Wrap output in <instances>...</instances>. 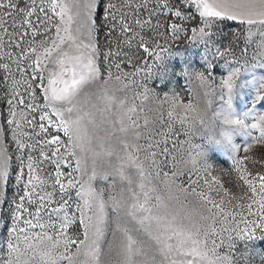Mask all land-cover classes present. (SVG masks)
<instances>
[{"label": "rangeland", "instance_id": "obj_1", "mask_svg": "<svg viewBox=\"0 0 264 264\" xmlns=\"http://www.w3.org/2000/svg\"><path fill=\"white\" fill-rule=\"evenodd\" d=\"M55 2L67 5V11L61 18L58 14L60 9H48L50 35L59 44V30V37L65 43L59 44L50 58H43V48L38 49L35 57L28 59L17 55L18 48L0 50V64L8 63L10 69L6 71L0 68V144L6 147L11 156V175L3 193L4 203L0 204V264H9V261L12 264H70L64 258L69 256L74 264H82L85 259L83 255H77V250L83 249L87 243L84 225L77 222L63 229L61 236L63 212L58 216L51 210L59 207L58 186L54 199L41 212L40 220L41 224L55 227L28 229L29 234L47 233L60 242L56 249L51 250V258L45 256L41 260L43 253L49 250V241H32L34 252L26 253L23 232L17 233L20 237L17 241L11 229L17 204L24 202L29 212L36 210L35 205L30 206L25 199L29 191V175L36 185V192L40 193V181L47 182V191H54L52 177L57 172L73 171L71 165L57 168L54 160L41 157L42 151L51 150L44 144L50 135L42 133L37 125L41 123L39 115L48 104L44 94L48 80L55 79V86L63 88L65 81L71 83L73 72L77 79L82 73L86 74L83 62L77 61L76 57L86 60L90 49L84 46L89 43L97 49L95 60L100 75L93 81L81 84L72 99L75 105L73 117H84L81 127L87 130L88 147L84 153L77 150L78 155L86 161V172L83 176L75 173V178L87 182L93 167L97 172L113 173L107 180L97 179L93 182L94 188L103 194L106 202L107 224L99 256L102 264H121V242L124 240L121 228L124 226L131 230L129 235L136 241L134 247L147 254L134 256L136 264L145 260L150 262L153 257L156 264H170L173 260L179 264L181 259L175 252L168 258L159 254L156 249L160 245L128 215L137 199L144 201V193L139 187L140 177L135 169H127L132 177L131 184L121 181L114 174L125 161V141L138 143L144 149L137 155L145 167V191L148 192V206L153 214L163 217L164 222L170 223L173 229L200 230L198 238L205 242L215 241L216 252L228 258L224 264H264V212L260 207L264 200L261 194V183L264 181L260 179L264 177V139L260 138L259 128L251 127L252 124L264 127L260 120L264 116V103L259 99L264 96V90L255 87V81L264 77V24H242L222 17H201L195 0H170V7L182 10L183 18H177L167 9L157 8L152 24L158 27L146 29L144 33L153 41L149 53L134 45L131 60L125 57L106 58V53L115 51L118 43L122 42L118 28L109 27L108 18L113 12L119 17L120 11H128L124 7V0H97L91 18L95 21L101 3V27L96 25L92 37L84 23L89 15L85 7L88 0ZM153 6L155 0L150 4V7ZM173 23L181 30L173 33L170 27ZM201 28L207 36L200 33ZM39 39L37 37V41ZM23 47L27 48L28 44L25 43ZM123 50L130 51L127 48ZM63 52H67L68 56L64 57ZM8 53H11V60ZM37 57L42 59L44 65L43 69H36L42 74V81L31 67L32 60ZM60 60L63 61L62 65L58 62ZM117 62L120 63L119 71L115 67ZM237 67L240 68L237 83L243 87L234 90L232 106L246 126H233L229 144L220 135L224 128L219 116L223 105L220 97H228L227 88L221 85L230 70ZM109 68L110 72L107 71ZM200 73L208 78L211 87L201 82ZM124 74L131 75L125 78ZM116 75H121L122 79H115ZM28 86H31V91ZM14 90L27 104H34L35 107L28 109L24 105L17 106ZM189 104L191 109L184 107ZM130 107L136 111L127 115L134 117L139 125L137 129L131 128L125 115ZM200 111H203V115L198 114ZM12 112L17 113L15 120L16 125H20L19 129L12 123ZM25 118L33 120V123L28 125L24 122ZM121 119L123 126L128 128L127 132L120 131ZM20 130L25 134V142L34 145L31 150H22L32 157L34 167L30 173L26 168L29 161L25 159L21 163V151H17L18 145L13 137V133ZM134 131L143 133L141 138L134 140ZM149 131L152 132L151 136L148 135ZM60 135L62 140L66 139L62 133ZM29 136L31 140L27 139ZM147 150L153 153L149 159H145ZM109 151L113 153L111 156L106 154ZM20 170L25 173L24 180L17 179ZM60 179L65 182L66 178L61 176ZM78 190L73 188L69 196L64 197L70 205V214H76L77 205L83 203L76 195ZM113 197L122 201L123 206L119 211L113 207ZM22 215L23 219H33L27 212ZM82 215L91 216L92 212L85 210ZM33 223H36L35 219ZM19 228L23 230L26 225L21 222ZM204 232L209 235L205 236ZM65 239L71 240L67 249ZM9 243L19 244V251L10 254ZM169 243L175 244L176 237L173 236ZM211 246L208 243V247ZM212 259L215 260V257Z\"/></svg>", "mask_w": 264, "mask_h": 264}, {"label": "snow or ice", "instance_id": "obj_2", "mask_svg": "<svg viewBox=\"0 0 264 264\" xmlns=\"http://www.w3.org/2000/svg\"><path fill=\"white\" fill-rule=\"evenodd\" d=\"M189 2V0H185ZM198 9H200L201 17H221L224 15L222 11L216 10L214 5L209 3L208 0H195ZM152 0H124V7L128 11H120L119 17L115 13H111L108 18V23L110 28H118L119 34L122 37V42L118 43L117 49L115 51L109 50L106 53V58L111 57H125L128 60L132 59L134 53H131V49L135 45L138 48H142L145 53H149V47L153 43L150 37L144 35L146 29H155L158 25H153L152 20L155 18L157 13V8L160 10L167 9L177 18L182 17V10H174L170 7V0H155V6L150 7ZM97 6V0H88L85 7L88 11V17L85 20V24L89 31V36L92 37L96 31V22L92 20L91 13L92 10ZM115 6H113L114 8ZM52 11H57L60 9L59 15L63 18L64 12L67 11V5L57 4L55 0H0V50L4 48H12L13 50L19 49L17 54L20 58L28 59L30 57H35L38 49L43 48V58L48 59L51 57L53 50L59 47V44H64L65 40L59 37V30H57V40H53L50 35V17L48 15V9ZM146 13V15H145ZM234 18V17H230ZM71 20V17H69ZM249 24L260 23L264 24V20L253 21L249 19L247 21ZM173 33L180 31L181 29L175 23L170 25ZM67 31V29L65 30ZM193 31H196L195 29ZM200 33L204 36L208 34L204 31L203 28L199 29ZM39 37V41H37ZM27 43L28 47L25 48L23 45ZM50 45V46H49ZM84 47L90 49V54L83 60L81 57H76L77 61L83 62V68L86 69V74H81L79 79L75 78V72H73V79L71 83L64 82L65 86L63 88H57L55 85L57 81L55 79L48 80V87L44 89L45 98L48 100V104L44 107L43 113L39 115V123L37 127L40 128L42 133L49 134L50 138L44 140V144L50 147L49 152H41V157L49 161H55L57 168H62L65 165H71L73 171L71 172H57V174L52 177L53 180V190L47 191V182L40 181L41 192H36V185L34 184L33 179L29 175L27 179V184L29 185V191L25 197L28 204L35 205V212H29L28 208L25 207V203L21 202L17 204L12 219L14 221V226L11 229L12 235L15 236L17 241L20 240L17 233L23 232V244L25 245V252L33 251L32 241L42 242L47 240L50 242L49 250L45 251L41 256V260L47 256L51 258V250L56 249L59 245V241L49 237L47 233L29 234L28 229L33 228H45V227H55L54 225H45L41 224L40 220L42 219L41 212L49 206L50 202L54 199L56 195V188L58 186V192L60 194V199L57 201L59 207L52 208L51 210L57 213L60 216L61 212L63 215L61 217V236H63V229L72 226L73 224L79 222L84 225V237L87 243L84 245L83 249L77 250V255H83L85 257L82 264H102L99 259L100 256V246L104 239L105 228L107 224L106 216V202L103 199V194L94 188L93 182L97 179H109L113 173L108 172H97L95 167H93L91 174L88 176L87 182L83 179L77 181L75 178V173H80L83 176L86 172V161L83 160L77 153L79 150L80 153L88 151L86 136L87 130L82 128V121L84 119L81 115H76L73 117L75 111V105L72 103V99L75 96L78 87L81 84H84L86 81H93L97 79L100 75V68L97 66L95 55L97 49L91 43L85 45ZM159 47V45H156ZM127 48L130 51L125 52L123 49ZM8 59L11 60V53H8ZM64 57L68 56L67 52H63ZM61 65L63 61H58ZM112 61L109 60V64ZM19 63H17V69L19 70ZM27 67V65H25ZM31 67L33 73L40 77V81L43 80V76L40 72H36L37 68L43 69V61L39 57L32 60ZM117 71L120 69V63H115ZM212 67V65H209ZM0 68H3L6 71H10L9 64L4 63L0 64ZM110 72V68L107 70ZM131 74H124L126 78ZM240 76V68H233L230 70V74L227 79L223 80L222 88H227L228 97L223 96L220 99L223 101L221 106L219 116L222 117V124L224 125L223 130L220 135L223 138V141L226 143H231V137L234 132L233 126L244 127L245 121L240 118V116L234 111L232 106V94L235 89L243 87L242 84H238ZM115 79L121 80V75H116ZM199 79L202 83L211 87V83L208 78L204 76L203 73L199 74ZM40 81H36L39 83ZM17 83V82H14ZM27 83V82H25ZM255 87L257 90H264V77H261L259 80L255 81ZM28 90L31 91V86H28ZM14 96L16 97L15 103L17 106L24 105L25 108L31 109L35 105L27 104L23 99L14 90ZM35 96V93H33ZM262 103H264V96L259 97ZM123 105V102H121ZM184 107L191 109L192 106L185 105ZM51 108V112H49ZM135 108L130 107L127 109L128 113H135ZM13 116L12 123L16 125V112H12ZM171 115V113L169 114ZM128 120L130 121V126L132 129H137L139 125L132 115H127ZM262 123H264V116L260 117ZM24 122L28 125L33 123V120L24 119ZM121 123V132H127L128 128L123 126V119ZM147 121H145V125ZM19 129L20 125H16ZM253 129L259 128L260 138L264 139V127L261 124H252ZM50 130H55L50 132ZM170 130V129H169ZM66 139L62 140L61 135ZM24 133L22 130L13 133V137L17 142V151H21V163H24V160L27 159L29 163L26 165L29 173L34 167L32 157L30 155H25L23 149L28 148L32 149L34 145L27 144L23 139ZM143 133L139 131H134V140L141 138ZM149 136L152 135V132L149 131ZM164 135V133H160ZM31 140L29 136L27 138ZM71 147V150H69ZM123 147L126 152V157L124 163L120 165L119 168L115 171V176L118 177L121 181H126L127 183H132V177L128 173V168H133L136 170L137 175L140 177L139 187L144 193V201L140 202L139 199L132 204L131 210L128 215L132 220L137 221L139 225L143 227L145 233L152 237L156 244L160 245L156 251L168 258L172 252H175L180 256L179 264H224L227 257H221L216 252L215 241H201L198 237L200 235V230L195 232L188 229H173L170 223H165L164 218L153 214L151 207L148 206L149 195L145 191L146 184L144 182L145 177V167L143 162L140 160L137 155L138 152L144 150L138 143H129L127 141L123 142ZM61 148L64 149L63 153ZM233 150L235 146L233 145ZM108 156H111L113 153L111 151L106 153ZM153 153L150 150H147L145 159L151 158ZM75 157V159H73ZM154 163V161H153ZM11 175V156L7 152L6 147L3 144H0V204L4 203L3 193L9 182ZM64 176L65 182H62L60 177ZM17 179L24 180L25 173L23 170H20L17 176ZM264 181V177H260ZM78 188L76 195L81 198L83 201L82 205H77V213L70 214L68 211L70 205L64 197L69 196L71 189ZM255 191V189H253ZM261 194L264 196V183H261ZM113 199V207L119 211L123 206L122 201L117 200L115 197ZM159 199V198H157ZM215 206V205H214ZM261 211L264 212V200H262ZM85 210L92 212L91 216L84 217L82 214ZM27 212L29 216H32L36 220V223H33V219H23V213ZM140 214V215H138ZM174 219V218H173ZM51 220V216H49ZM24 223L26 228L21 230L19 228L20 223ZM155 226V234H153V227ZM121 231L124 236V240L121 242V247L123 252L121 255L123 259L121 264H136L133 257L136 255H147L142 253L140 249L134 247L136 241L133 239L129 232L131 231L126 226L121 228ZM214 232V229H212ZM90 234V235H89ZM205 236H208V232H204ZM173 236L176 237V243H169L173 239ZM71 243L70 239H65L64 246L67 249L68 245ZM208 243H211V247H208ZM8 248L10 254L17 253L19 251V244L9 243ZM215 257V260L212 259ZM70 261V264H74L72 257H64ZM191 258V259H189ZM9 264H12V261H9ZM141 264H156L155 258L153 257L151 261L145 260ZM170 264H177V261L173 260Z\"/></svg>", "mask_w": 264, "mask_h": 264}, {"label": "crops", "instance_id": "obj_3", "mask_svg": "<svg viewBox=\"0 0 264 264\" xmlns=\"http://www.w3.org/2000/svg\"><path fill=\"white\" fill-rule=\"evenodd\" d=\"M208 2L213 4L216 10L224 13L222 18L231 22L249 24L247 22L249 19L264 20V0H208Z\"/></svg>", "mask_w": 264, "mask_h": 264}, {"label": "trees", "instance_id": "obj_4", "mask_svg": "<svg viewBox=\"0 0 264 264\" xmlns=\"http://www.w3.org/2000/svg\"><path fill=\"white\" fill-rule=\"evenodd\" d=\"M102 4L100 3L98 8H97V11H96V16H95V22H96V25H98V27H101V9H102Z\"/></svg>", "mask_w": 264, "mask_h": 264}, {"label": "clouds", "instance_id": "obj_5", "mask_svg": "<svg viewBox=\"0 0 264 264\" xmlns=\"http://www.w3.org/2000/svg\"><path fill=\"white\" fill-rule=\"evenodd\" d=\"M198 114H199V115H203V111H200Z\"/></svg>", "mask_w": 264, "mask_h": 264}]
</instances>
